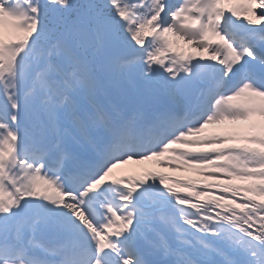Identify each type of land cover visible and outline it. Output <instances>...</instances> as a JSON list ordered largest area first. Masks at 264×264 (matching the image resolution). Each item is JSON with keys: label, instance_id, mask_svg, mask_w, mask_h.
<instances>
[{"label": "snow or ice", "instance_id": "6c2138e0", "mask_svg": "<svg viewBox=\"0 0 264 264\" xmlns=\"http://www.w3.org/2000/svg\"><path fill=\"white\" fill-rule=\"evenodd\" d=\"M0 264H264V0H0Z\"/></svg>", "mask_w": 264, "mask_h": 264}, {"label": "bare ground", "instance_id": "6f19581e", "mask_svg": "<svg viewBox=\"0 0 264 264\" xmlns=\"http://www.w3.org/2000/svg\"><path fill=\"white\" fill-rule=\"evenodd\" d=\"M140 164L141 162L130 161L127 165H124L123 167H126V169H129V171H131L133 168L139 167ZM119 171L125 175H131V172L129 171L123 172L121 169Z\"/></svg>", "mask_w": 264, "mask_h": 264}]
</instances>
